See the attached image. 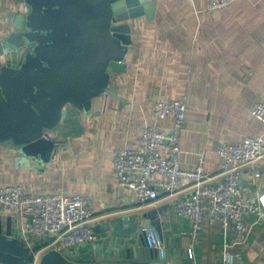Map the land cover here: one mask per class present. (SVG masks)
<instances>
[{"label":"crops","instance_id":"obj_1","mask_svg":"<svg viewBox=\"0 0 264 264\" xmlns=\"http://www.w3.org/2000/svg\"><path fill=\"white\" fill-rule=\"evenodd\" d=\"M209 2L154 0L151 17L130 20L126 71L114 76L112 87L123 101L110 98L106 110L95 114L67 106L63 122L50 132L56 146L49 159L27 164L20 161L19 151L0 145V186H20L27 195L66 190L88 198L90 225L99 240L79 248L81 255H119L135 248L153 216L161 220L159 237L167 264H225L226 253L240 255L233 264H264V219L246 218V246L237 244L233 223L227 228L204 224L192 236L193 222L175 205L190 192L186 181H181L178 195H161L139 207L134 193L118 185L114 171L116 151L137 149L147 128L173 130V117L154 118L157 101L182 100L187 105L180 135L184 170H194L203 156L205 172L217 176L221 144L264 137V123L252 113L256 103L264 102V0H234L215 10L208 9ZM21 10L25 8L18 0H0V46L14 30L11 16ZM18 62V55L0 48V72ZM241 188L251 199L264 194V159L243 168ZM0 218L4 231L10 219L13 237L24 242L17 212L0 209ZM120 218L129 226L115 231ZM40 247L33 243V249Z\"/></svg>","mask_w":264,"mask_h":264},{"label":"water","instance_id":"obj_2","mask_svg":"<svg viewBox=\"0 0 264 264\" xmlns=\"http://www.w3.org/2000/svg\"><path fill=\"white\" fill-rule=\"evenodd\" d=\"M25 8L11 16L14 30L3 48L19 56L0 72V145L20 152L21 162L51 157L50 132L66 115L67 106L86 114L105 111L113 78L126 71L132 44L129 21L151 17L154 0H18ZM242 177L239 184L241 185ZM161 235V220L150 217ZM119 231L127 220H115ZM0 264H34L33 252L13 237L11 220L4 231L0 218ZM38 264H167L160 253L144 246L122 254L95 251L76 257L50 250Z\"/></svg>","mask_w":264,"mask_h":264},{"label":"built area","instance_id":"obj_3","mask_svg":"<svg viewBox=\"0 0 264 264\" xmlns=\"http://www.w3.org/2000/svg\"><path fill=\"white\" fill-rule=\"evenodd\" d=\"M234 0H210L208 9L215 10L230 5ZM187 105L182 100L157 101L153 105L156 120L174 118L173 130L147 128L137 149H120L115 153L114 171L121 188L132 191L135 205L149 206L160 196L174 197L180 192L181 181H186L190 192L176 202L181 216L190 219L195 236L204 224L220 223L224 228L233 223L237 244L246 246L250 226L246 218L256 215L264 219V194L248 198L239 184L245 166L264 159V137H248L239 143H223L218 148L222 164L217 176L205 172L203 156L198 158L194 170L180 166V135L184 129ZM253 115L264 123V102L256 103ZM88 198L81 194L63 191L53 195H27L20 186H0V209L17 212L19 235L33 252L34 264L39 255L56 250L65 256H80L79 248L94 244L99 237L90 225L93 212ZM144 246L162 252L157 229L152 225L142 228ZM39 242V250L33 243ZM87 255V254H85ZM189 250V256L193 257ZM225 254V264L235 258Z\"/></svg>","mask_w":264,"mask_h":264}]
</instances>
